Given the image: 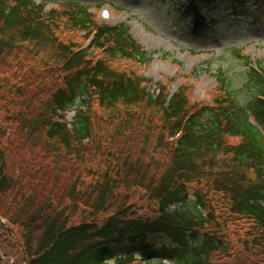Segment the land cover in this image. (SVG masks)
<instances>
[{"label":"trees","instance_id":"obj_1","mask_svg":"<svg viewBox=\"0 0 264 264\" xmlns=\"http://www.w3.org/2000/svg\"><path fill=\"white\" fill-rule=\"evenodd\" d=\"M152 55L85 5L0 0V71L44 64L0 97V264H264V66L236 50L204 105L114 66Z\"/></svg>","mask_w":264,"mask_h":264},{"label":"rangeland","instance_id":"obj_2","mask_svg":"<svg viewBox=\"0 0 264 264\" xmlns=\"http://www.w3.org/2000/svg\"><path fill=\"white\" fill-rule=\"evenodd\" d=\"M34 1L44 3L46 10L61 9L71 2L82 4L92 10L96 21L100 18L102 8H109L112 14L111 23L126 22L135 40L147 53L153 54L146 66L123 61L116 62L114 66L120 71H133L135 75L140 74L150 79L154 91L160 85L169 86L170 93L186 87L193 103L205 105L215 98L218 69L222 68L235 77L242 73L241 66L232 56L236 50L254 64L261 62L264 66V0ZM198 22L202 23L200 29L196 27ZM68 39L81 47L88 46L84 34H74ZM43 65L40 60L32 61L28 71L22 69L19 76L3 68L0 71V97H10L13 94V84L16 87L24 84L20 76H33L35 72L39 74ZM46 77L51 80L48 75ZM46 77L40 79L48 82ZM3 100L0 105H3ZM6 109L2 111L5 112ZM75 116V108L69 110L68 123L72 124ZM251 121L256 122L254 117ZM193 193L192 190L191 200H194ZM236 241L234 239V243ZM153 243L157 247L170 244L163 238H156ZM236 253L230 260H214L212 264H252L251 259L259 260L255 255L248 258L241 250ZM136 257L140 259V255L137 254ZM153 260L160 259L154 257ZM5 262L13 264V260ZM164 263L175 264L169 260Z\"/></svg>","mask_w":264,"mask_h":264}]
</instances>
